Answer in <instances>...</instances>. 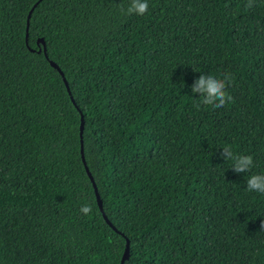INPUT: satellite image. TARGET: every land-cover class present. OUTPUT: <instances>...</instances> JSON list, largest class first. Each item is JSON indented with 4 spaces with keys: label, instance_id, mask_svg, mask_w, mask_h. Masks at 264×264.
Returning a JSON list of instances; mask_svg holds the SVG:
<instances>
[{
    "label": "trees",
    "instance_id": "obj_1",
    "mask_svg": "<svg viewBox=\"0 0 264 264\" xmlns=\"http://www.w3.org/2000/svg\"><path fill=\"white\" fill-rule=\"evenodd\" d=\"M38 1L0 0V264H264V0H43L27 43Z\"/></svg>",
    "mask_w": 264,
    "mask_h": 264
},
{
    "label": "clouds",
    "instance_id": "obj_2",
    "mask_svg": "<svg viewBox=\"0 0 264 264\" xmlns=\"http://www.w3.org/2000/svg\"><path fill=\"white\" fill-rule=\"evenodd\" d=\"M148 0H129V5L125 9L122 5L119 6L121 13L126 15H144L148 11ZM247 8L253 7V0H248ZM231 79L230 74H225L223 78L216 75L201 74L195 83L191 86L193 94L199 93L200 97L195 107L200 108V105H209L214 108H222L227 103L232 102L233 97L225 90L226 82ZM221 157L225 161H231V168L236 173H248L253 167V157L251 155H244L235 153L231 146L222 147ZM246 187L249 192L264 194V173H257L248 176L246 180ZM92 211L90 204H83L80 207L82 215H88ZM264 227V224H262Z\"/></svg>",
    "mask_w": 264,
    "mask_h": 264
},
{
    "label": "water",
    "instance_id": "obj_3",
    "mask_svg": "<svg viewBox=\"0 0 264 264\" xmlns=\"http://www.w3.org/2000/svg\"><path fill=\"white\" fill-rule=\"evenodd\" d=\"M41 1H43V0H39V1L34 5V7L32 8V10H31V12H30V14H29V16H28V21H27V34H26V41H27V43H28V38H29V26H30V18H31V15H32L34 9L38 6V4H39ZM42 42H43L44 48H43L42 50H40L39 52L44 51L45 55L47 56L45 43H44L43 40H42ZM50 63H51V65H52V67L55 68L56 70H58L59 73L62 75V77H63V79H64V82H65V84H66V86H67V88H68V91H69V93L71 94L69 84H68V82H67V80H66V77H65L64 73H63L62 70L60 69V67H59L56 63H54V62H52V61H51ZM84 125H85V121H84V117H83V115H82V123H81V138H82L81 152H82V158H83L84 164H85V166H86V170H87V172H88V175H89L90 179L92 180V182H93V184H94L95 191H96V195H97V200H98V203H99L100 209H101V211H102V213H103V216H104L105 220L107 221V223H108L110 226H112V227L116 230V228H115V227L113 226V224L108 220L106 214L104 213L103 203H102V200H101V198H100V194H99V192H98V188H97V186H96V184H95V182H94V178H93V176H92V174H91V172H90V170H89V168H88V166H87L86 160H85V156H84V144H83ZM129 258H130V244H129V241L127 240V247H126V251H125V253H124V256H123V258H122L121 264H125V262L129 260Z\"/></svg>",
    "mask_w": 264,
    "mask_h": 264
}]
</instances>
